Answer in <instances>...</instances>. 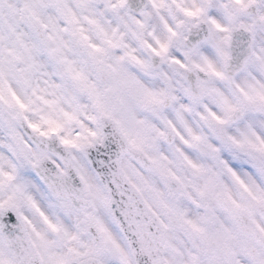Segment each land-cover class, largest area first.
I'll use <instances>...</instances> for the list:
<instances>
[{
    "label": "snow or ice",
    "instance_id": "snow-or-ice-1",
    "mask_svg": "<svg viewBox=\"0 0 264 264\" xmlns=\"http://www.w3.org/2000/svg\"><path fill=\"white\" fill-rule=\"evenodd\" d=\"M0 264H264V0H0Z\"/></svg>",
    "mask_w": 264,
    "mask_h": 264
},
{
    "label": "clouds",
    "instance_id": "clouds-1",
    "mask_svg": "<svg viewBox=\"0 0 264 264\" xmlns=\"http://www.w3.org/2000/svg\"><path fill=\"white\" fill-rule=\"evenodd\" d=\"M216 216L224 222L225 225H227L228 221L226 219V217L224 216V213L220 210V209H216Z\"/></svg>",
    "mask_w": 264,
    "mask_h": 264
}]
</instances>
